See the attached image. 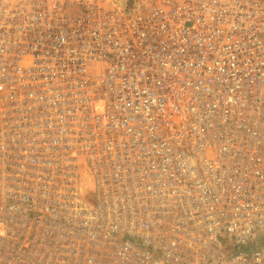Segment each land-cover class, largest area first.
<instances>
[{
  "label": "built area",
  "instance_id": "obj_1",
  "mask_svg": "<svg viewBox=\"0 0 264 264\" xmlns=\"http://www.w3.org/2000/svg\"><path fill=\"white\" fill-rule=\"evenodd\" d=\"M257 230L264 3L0 0V264H264Z\"/></svg>",
  "mask_w": 264,
  "mask_h": 264
},
{
  "label": "rangeland",
  "instance_id": "obj_2",
  "mask_svg": "<svg viewBox=\"0 0 264 264\" xmlns=\"http://www.w3.org/2000/svg\"><path fill=\"white\" fill-rule=\"evenodd\" d=\"M259 1L264 3V0H259ZM81 185H82L83 191H84L82 194V197L88 201H91L92 197L94 196L93 189H91L92 183L87 182V180L81 179ZM263 238H264V231L257 230L255 232V236L253 237L251 243L255 244V243L262 242V241H264ZM224 244L226 246L225 242H224Z\"/></svg>",
  "mask_w": 264,
  "mask_h": 264
}]
</instances>
